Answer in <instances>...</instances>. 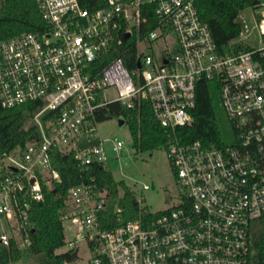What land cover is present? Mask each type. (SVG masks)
<instances>
[{
    "label": "built area",
    "instance_id": "1",
    "mask_svg": "<svg viewBox=\"0 0 264 264\" xmlns=\"http://www.w3.org/2000/svg\"><path fill=\"white\" fill-rule=\"evenodd\" d=\"M194 1L103 0L89 8L34 0L44 27L0 40V106L39 103L31 118L39 139L0 154V264L29 260L31 203L60 181L52 150L72 152L81 171L105 165L107 138L95 113L114 101L130 109L147 103L167 136L179 197L153 217L103 227L107 190L94 176L69 187L61 219L94 243L85 264L99 256L109 264H250V224L264 214V0L251 8L259 43L246 47L241 33L218 45ZM114 47L120 55L100 65ZM131 48L129 68L122 56ZM201 78L220 82L221 106L238 129L233 144L207 146L178 133L192 122ZM111 142L122 150L120 139ZM75 249L74 260L79 247L68 240L65 250Z\"/></svg>",
    "mask_w": 264,
    "mask_h": 264
},
{
    "label": "trees",
    "instance_id": "2",
    "mask_svg": "<svg viewBox=\"0 0 264 264\" xmlns=\"http://www.w3.org/2000/svg\"><path fill=\"white\" fill-rule=\"evenodd\" d=\"M258 0H195L200 18L206 22L218 45L228 43L238 37L242 25L237 20L239 12L244 8H254ZM0 40L11 38L24 31H38L44 27L40 13L34 0H0ZM86 7H97L103 0H80ZM122 47H114L103 57L102 63L120 55ZM131 48L123 54L124 63L134 67ZM220 82L216 78H201L196 83L195 106L191 111L192 122L178 128L184 140H200L204 145L225 147L237 139L238 129L227 117L220 103ZM39 103L28 102L11 108L0 106V154L11 152L16 148H24L33 140L39 139L37 125L31 120ZM97 122L122 116L131 134V145L137 152H145L155 148L166 147L167 136L163 128L154 119L147 103L142 102L135 109L126 108L117 101L100 107L96 113ZM44 119V118H43ZM51 166L60 174V181L50 188H44V197L34 201L30 207L29 231L31 246L26 253L33 264H68L74 260L72 252L59 248L66 245L65 226L61 219V211L66 206L69 187L94 176L99 189H106L107 196L114 198L118 187L123 188L126 197L129 189L122 180H116L112 172L102 162H92L81 171L72 152L54 149L50 153ZM114 203V202H113ZM123 205V202H120ZM160 212L147 213L153 217ZM146 213H141L144 215ZM140 215L137 205L130 204L128 211H113V204L106 207L100 217L103 227L115 226L121 222ZM93 242H89L92 249ZM96 255V254H95ZM99 264H109L104 256H99ZM250 264H264V214L255 220L250 231Z\"/></svg>",
    "mask_w": 264,
    "mask_h": 264
},
{
    "label": "rangeland",
    "instance_id": "3",
    "mask_svg": "<svg viewBox=\"0 0 264 264\" xmlns=\"http://www.w3.org/2000/svg\"><path fill=\"white\" fill-rule=\"evenodd\" d=\"M237 20L243 26L241 34L248 37V41L242 43L243 47L252 43H259V36L253 24L255 15L248 7L242 9ZM240 34V35H241ZM174 38H170V46L173 47ZM155 50L161 51L165 46L163 41L154 43ZM144 50V49H143ZM112 93V90H109ZM98 135L107 138L105 148L107 161L105 163L116 180H122L129 189V195L124 197V190L118 187V194L114 198H106V207L113 204V211H128L130 204L136 202L139 213H155L175 205L178 201V184L170 165L165 147L155 148L145 152H137L131 145V134L127 123L119 125L116 118L105 119L97 124ZM123 142L120 152L112 150L113 138ZM147 185V188L143 186ZM123 202V205L120 202ZM114 202V203H113ZM255 221L251 222L250 228ZM66 241L72 240L79 247L78 258L72 264H85L91 258V251L85 239H78L75 232H80L78 227L64 222ZM251 231V230H250ZM66 245L59 248L64 250ZM26 264H33L32 259Z\"/></svg>",
    "mask_w": 264,
    "mask_h": 264
},
{
    "label": "water",
    "instance_id": "4",
    "mask_svg": "<svg viewBox=\"0 0 264 264\" xmlns=\"http://www.w3.org/2000/svg\"><path fill=\"white\" fill-rule=\"evenodd\" d=\"M117 122H118L119 125H122V124L124 123V119H123V117H122V116H119V117L117 118ZM135 204H136V202H135ZM76 253H77V249H75V250L72 252V256H73L74 258L76 257Z\"/></svg>",
    "mask_w": 264,
    "mask_h": 264
}]
</instances>
